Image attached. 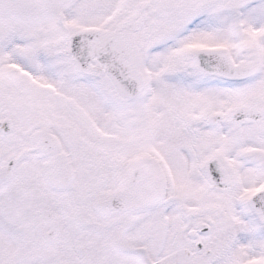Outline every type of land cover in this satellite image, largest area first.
I'll list each match as a JSON object with an SVG mask.
<instances>
[{
    "label": "snow or ice",
    "instance_id": "6c2138e0",
    "mask_svg": "<svg viewBox=\"0 0 264 264\" xmlns=\"http://www.w3.org/2000/svg\"><path fill=\"white\" fill-rule=\"evenodd\" d=\"M0 264H264V0H0Z\"/></svg>",
    "mask_w": 264,
    "mask_h": 264
}]
</instances>
